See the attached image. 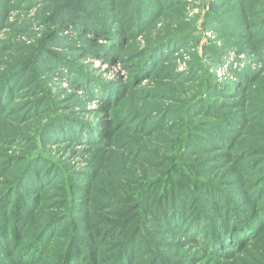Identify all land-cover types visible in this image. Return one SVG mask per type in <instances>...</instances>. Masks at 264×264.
<instances>
[{"label": "rangeland", "instance_id": "rangeland-1", "mask_svg": "<svg viewBox=\"0 0 264 264\" xmlns=\"http://www.w3.org/2000/svg\"><path fill=\"white\" fill-rule=\"evenodd\" d=\"M101 1L109 24L132 26L129 55L112 38H92L88 55L60 32L62 8L89 0H0V264L264 258V155L232 149L264 125V0H134L130 12L132 0ZM192 136L211 146L187 147ZM136 147L160 156L144 165ZM167 201L172 227L157 214Z\"/></svg>", "mask_w": 264, "mask_h": 264}, {"label": "trees", "instance_id": "trees-1", "mask_svg": "<svg viewBox=\"0 0 264 264\" xmlns=\"http://www.w3.org/2000/svg\"><path fill=\"white\" fill-rule=\"evenodd\" d=\"M89 5H80V6H76V5H69L70 7H66L65 10L62 8V11L60 12V15H58V19L57 20H61L60 21V32L63 33H67V32H71V37L70 38H75L76 43L80 44L79 45V49L80 51L84 52V53H88V55H90V52L92 51V47L90 45V42L93 38L95 45L97 43L98 38H106L107 41L112 42L111 46L113 45V41H110L109 39H117L118 41V46H112L110 47V51L113 50L115 53L120 52V54L122 55L124 52V49H122V44L125 42V46L126 47V54H130L133 49H135V45L133 44L134 36L133 35H129L128 33L130 32L132 26L127 25L126 27H120L119 23H111L109 24V20L108 17L110 16L109 13H107L108 9V2L106 1H101V0H93L94 2H91ZM49 2V1H48ZM74 1H71V3H73ZM135 6V2L134 0H132V4L130 6V9H128V12L131 11V9ZM101 10H104L106 13H101ZM111 12V11H110ZM115 11H113L114 13ZM136 14V13H135ZM140 16V15H139ZM218 17H222L221 14H219ZM113 20V19H111ZM140 21V20H139ZM139 21H137L134 25V28L137 30L139 28L138 23ZM137 24V25H136ZM263 26V25H261ZM128 27V28H127ZM255 27V26H254ZM252 27V28H254ZM114 28H119L120 30V34L119 35H114L113 30ZM251 28V29H252ZM111 34V35H110ZM130 39L131 41L127 40ZM116 41V40H115ZM169 41V40H167ZM167 41H163V42H157L153 47L149 48V50L152 52L157 48H161L163 46L169 45ZM52 44H57V43H52ZM259 49H261V51H264V46L260 47ZM94 52L96 53V55L98 56V58H103L102 60H104L105 58H113V60H115L114 56H116L115 54H106V55H99L101 50H97L95 49ZM260 57H262V55H260V53H258ZM92 55V54H91ZM19 74H15L12 77H16ZM76 79L73 80V83L75 85H77L78 87H80L83 92L87 95H89L90 97H95L97 96L95 94V92L93 93V90L90 86V84H92L90 81H88L86 78L84 77H79L77 75ZM242 80H243V84H249L248 82H246L244 78H246L247 74L242 75ZM126 89H127V94L131 91L134 90L133 85L131 82H128L126 85ZM3 92V91H1ZM126 94V95H127ZM106 96V95H104ZM153 113H149V115H152ZM170 114V113H169ZM173 114V113H172ZM171 115V114H170ZM169 115V116H170ZM264 123V122H263ZM251 124L252 123H248ZM77 138H79V140L82 139L81 135H78ZM216 139H218V141H220L221 144H223V146L228 147L230 144V139L227 137H222L220 139V137H215ZM195 141H197L196 137L192 136L190 137V139L187 141V147H193V148H198L199 146H211V143L207 142V141H202L201 143L198 141L197 144ZM138 150V153L140 154V157L143 158L142 160V164L144 165H148L150 164V159H158L160 156L159 155H155L152 151L146 150L144 148H140V147H136ZM236 148L237 151H240L241 153V157L245 158V159H250L253 157H256L258 154V152H262V154L264 155V125H261L259 127V129L257 130H253L251 128H248L246 131H244L242 133V138L240 139V141L238 142V145H234L232 147ZM239 153V154H240ZM239 156V155H238ZM140 161V160H139ZM168 162V160H167ZM192 167L190 168V170L195 173L196 175L199 174V168L200 166L198 165H191ZM261 165L258 164L257 167L259 168ZM172 170V166L169 167L166 166L165 168H163V176L164 178H166L165 176H167ZM242 172H244L245 174H248V170H246V168L244 167L242 170ZM256 176V175H255ZM176 177V176H175ZM175 177H171V179H175ZM260 180V181H259ZM256 181H259L258 183H262L264 182L263 179H256ZM164 183V181L162 182ZM162 183H158V184H162ZM157 184V185H158ZM156 186V185H155ZM185 190V189H184ZM264 191V188L262 190V192ZM263 197L261 198V201L264 202V193H262ZM207 197H204L203 200H205V202H208V200L211 199L210 195H207ZM7 200V195L5 197H1L0 198V221H4L5 220V215H3V211L5 210L3 205L4 202ZM177 201V200H176ZM213 203V201H212ZM164 207H160V211H158V217L160 219V221L164 224L163 227H172L174 223H170V221L167 223L166 218L168 217L166 214H170V211L168 210L169 206V202H165L163 203ZM167 212V213H166ZM172 212V211H171ZM64 220L60 219H53L50 222H48V224H46L41 230H39L38 236L36 237V242L39 241L41 243L46 242V238L48 237L49 233L51 232V228L53 227V225L55 224H60L62 223ZM170 224V225H168ZM247 228H251V226L248 225ZM50 231V232H49ZM47 235V236H46ZM193 234H191L192 236ZM46 236V237H45ZM218 241L216 239H213V243H217ZM221 242V241H220ZM220 242H218V245L220 246ZM132 247V246H131ZM129 248L128 251H130L132 248ZM218 254H224V252H218ZM226 255V253H225ZM127 256V255H126ZM263 256H254L251 253V256L249 257V263L248 264H264V258H262ZM74 258H76L74 256ZM125 257L124 258H119L117 260L116 264H126L125 262ZM77 260V258H76ZM97 264H100V259L98 258Z\"/></svg>", "mask_w": 264, "mask_h": 264}]
</instances>
